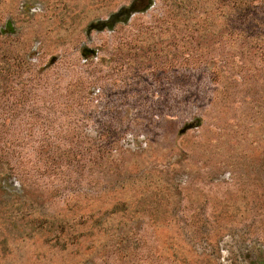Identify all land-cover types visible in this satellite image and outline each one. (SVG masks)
<instances>
[{"label": "rangeland", "instance_id": "obj_1", "mask_svg": "<svg viewBox=\"0 0 264 264\" xmlns=\"http://www.w3.org/2000/svg\"><path fill=\"white\" fill-rule=\"evenodd\" d=\"M0 264H264V0H0Z\"/></svg>", "mask_w": 264, "mask_h": 264}, {"label": "water", "instance_id": "obj_2", "mask_svg": "<svg viewBox=\"0 0 264 264\" xmlns=\"http://www.w3.org/2000/svg\"><path fill=\"white\" fill-rule=\"evenodd\" d=\"M151 5H152V4L149 3V4L146 6V8L141 9V11L146 10L147 8L151 7ZM135 11H139V10H138L134 5H132L131 7H129V8H125V9L122 10L121 12L114 14V16H113V18H112L111 20L101 21V22H99V23H93V24H91L90 27H91V28H98V29H102V28H104L105 26H109V27H111V26H113V25L115 24V22H116L117 20H119L118 17H119L120 15H123V14L126 13V15H127V18H126V19H128V18L131 16V14H132L133 12H135ZM91 50L93 51V49H91ZM186 128H187V127L183 128V129L181 130V132H183Z\"/></svg>", "mask_w": 264, "mask_h": 264}]
</instances>
